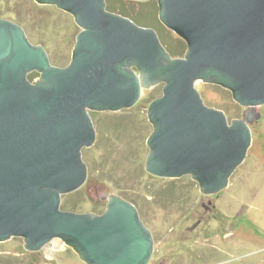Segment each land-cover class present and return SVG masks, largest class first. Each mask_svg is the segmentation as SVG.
Segmentation results:
<instances>
[{
	"label": "water",
	"instance_id": "1",
	"mask_svg": "<svg viewBox=\"0 0 264 264\" xmlns=\"http://www.w3.org/2000/svg\"><path fill=\"white\" fill-rule=\"evenodd\" d=\"M38 1L73 13L81 31L61 67L21 24L0 18V241L22 236L37 251L62 239L89 264H148L154 238L133 202L109 194L99 214L61 207L62 195L87 180L82 150L97 137L90 109L130 107L164 82L149 105L145 167L161 177L192 173L205 192L219 191L245 158L252 130L207 105L196 83L223 84L243 105L264 103V0H159L161 21L187 42L179 57L158 27L109 0Z\"/></svg>",
	"mask_w": 264,
	"mask_h": 264
},
{
	"label": "rangeland",
	"instance_id": "2",
	"mask_svg": "<svg viewBox=\"0 0 264 264\" xmlns=\"http://www.w3.org/2000/svg\"><path fill=\"white\" fill-rule=\"evenodd\" d=\"M108 7L131 19L141 10L139 21L158 27L162 42L174 45L168 39L171 29L161 21L159 0H109ZM0 18L21 24L31 42L45 47L52 64L64 67L71 62L81 31L73 13L56 3L0 0ZM184 55L179 51L176 57ZM30 76L38 81L41 73L32 71ZM196 86L205 103L223 110L229 123L245 119L251 126L247 154L222 189L207 193L192 173L161 177L145 167L154 129L149 105L163 93L160 81L146 87L130 107L90 109L97 137L82 150L87 180L63 194L61 205L99 214L106 209L109 194L125 198L126 193L153 234L148 264H264V103L243 105L231 88L220 83L200 80ZM25 243L22 236L0 241V264H89L62 239L38 251Z\"/></svg>",
	"mask_w": 264,
	"mask_h": 264
},
{
	"label": "trees",
	"instance_id": "3",
	"mask_svg": "<svg viewBox=\"0 0 264 264\" xmlns=\"http://www.w3.org/2000/svg\"><path fill=\"white\" fill-rule=\"evenodd\" d=\"M141 1V0H140ZM111 8V7H110ZM141 10H139V12H140ZM139 12H137L136 13V15L135 16H132V18L134 19V21H136V22H138V13ZM157 14V13H156ZM157 16V15H156ZM157 19H158V17H157ZM158 23H159V25H160V20L158 19ZM162 24V23H161ZM145 26H148V25H145ZM160 30L162 31V28L160 27ZM168 32H169V37H168V39H170L171 41H172V44H174V45H170V43L168 42V40H166L164 43H165V45L167 46V48H168V50H169V52H170V54L172 55V56H174V57H176L177 55H178V53H179V51H183L184 52V54L186 53V51H187V49H188V45H187V42L182 38V37H180L179 35V37L177 36V37H173V35L175 36V34L171 31V30H167ZM167 31H162L163 32V34L165 35H168V32ZM177 34V33H176ZM185 41V42H184ZM29 78H31V80H32V76H30ZM33 78H34V76H33ZM125 195H123V196H125V198H127V199H130V196H128L126 193H124ZM131 200V202H135L134 200H132V199H130ZM129 200V201H130ZM67 204H62L61 205V207L63 208V209H66V210H68L67 209ZM69 210H75V207H72L71 209H69ZM38 251V250H37Z\"/></svg>",
	"mask_w": 264,
	"mask_h": 264
},
{
	"label": "flooded vegetation",
	"instance_id": "4",
	"mask_svg": "<svg viewBox=\"0 0 264 264\" xmlns=\"http://www.w3.org/2000/svg\"><path fill=\"white\" fill-rule=\"evenodd\" d=\"M138 1H140V0H138ZM141 1H146V0H141Z\"/></svg>",
	"mask_w": 264,
	"mask_h": 264
},
{
	"label": "bare ground",
	"instance_id": "5",
	"mask_svg": "<svg viewBox=\"0 0 264 264\" xmlns=\"http://www.w3.org/2000/svg\"><path fill=\"white\" fill-rule=\"evenodd\" d=\"M52 243V242H51Z\"/></svg>",
	"mask_w": 264,
	"mask_h": 264
}]
</instances>
